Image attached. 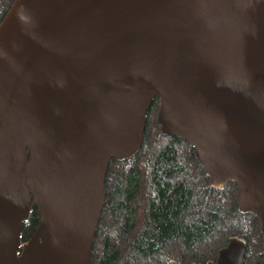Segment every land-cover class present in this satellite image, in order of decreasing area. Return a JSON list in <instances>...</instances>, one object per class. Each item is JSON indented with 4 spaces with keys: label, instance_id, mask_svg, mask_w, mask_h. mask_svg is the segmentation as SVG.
I'll return each mask as SVG.
<instances>
[{
    "label": "water",
    "instance_id": "95a60500",
    "mask_svg": "<svg viewBox=\"0 0 264 264\" xmlns=\"http://www.w3.org/2000/svg\"><path fill=\"white\" fill-rule=\"evenodd\" d=\"M156 99L162 134L215 189L237 184L264 239V0H15L0 24V264H92L109 166L140 153ZM246 253L233 237L208 264Z\"/></svg>",
    "mask_w": 264,
    "mask_h": 264
},
{
    "label": "trees",
    "instance_id": "16d2710c",
    "mask_svg": "<svg viewBox=\"0 0 264 264\" xmlns=\"http://www.w3.org/2000/svg\"><path fill=\"white\" fill-rule=\"evenodd\" d=\"M14 2L0 0V24ZM158 109L156 99L140 153L109 166L92 264H208L233 237L247 241V264H262L259 219L239 211L237 184L215 189L195 150L162 134ZM38 224L35 206L23 225L24 244Z\"/></svg>",
    "mask_w": 264,
    "mask_h": 264
}]
</instances>
